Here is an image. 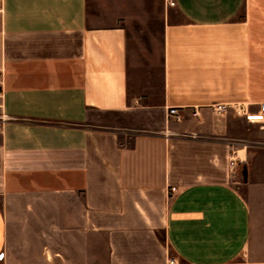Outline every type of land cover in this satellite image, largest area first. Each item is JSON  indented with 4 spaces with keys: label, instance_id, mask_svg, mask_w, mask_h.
<instances>
[{
    "label": "crops",
    "instance_id": "1",
    "mask_svg": "<svg viewBox=\"0 0 264 264\" xmlns=\"http://www.w3.org/2000/svg\"><path fill=\"white\" fill-rule=\"evenodd\" d=\"M174 1H5L0 264H264V0Z\"/></svg>",
    "mask_w": 264,
    "mask_h": 264
},
{
    "label": "built area",
    "instance_id": "2",
    "mask_svg": "<svg viewBox=\"0 0 264 264\" xmlns=\"http://www.w3.org/2000/svg\"><path fill=\"white\" fill-rule=\"evenodd\" d=\"M5 1L6 0H0V23L3 22L4 15H5ZM170 4L172 6H174L176 4V2L174 0H170ZM0 106H1V103H0ZM227 108H228V105H226V104H221V105H218L216 107L217 111H219V112L225 111ZM237 112L244 114L249 119V121L255 120L253 115L249 114L246 111H243L242 109H237ZM262 112L263 113L260 115V117L256 121H260L261 119L264 118V104L262 105ZM197 114H198V112L196 111L195 115H197ZM0 117H1L2 121H5L7 118H9L5 114H2ZM182 117H183V115L177 107H170L169 108L168 118L170 121H180L182 119ZM0 129H1V126H0ZM165 134L167 136H169L172 133H171V131L166 130ZM239 160H240V158L236 155L235 152H233L231 155V158H230V166L232 168H236L239 165ZM172 190L175 191L176 188L173 187Z\"/></svg>",
    "mask_w": 264,
    "mask_h": 264
},
{
    "label": "rangeland",
    "instance_id": "3",
    "mask_svg": "<svg viewBox=\"0 0 264 264\" xmlns=\"http://www.w3.org/2000/svg\"><path fill=\"white\" fill-rule=\"evenodd\" d=\"M259 122L263 123L262 125H264V118L261 119ZM260 131H263V130H261V127H256V126L252 127V125H251V131L250 132H255V134H254L255 136L258 135V133H260ZM242 169L243 168H239L238 176H237V178L235 180V182H239V184H236L239 187L241 186L240 182L243 179ZM169 255H170L169 262L171 264L178 263L177 259L174 257V255H173V253H172V251L170 249H169Z\"/></svg>",
    "mask_w": 264,
    "mask_h": 264
}]
</instances>
